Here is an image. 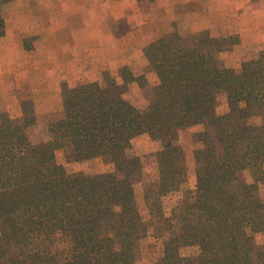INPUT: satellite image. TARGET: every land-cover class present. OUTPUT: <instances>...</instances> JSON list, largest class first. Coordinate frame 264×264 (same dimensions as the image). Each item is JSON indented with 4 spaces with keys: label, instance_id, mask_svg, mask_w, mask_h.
I'll return each instance as SVG.
<instances>
[{
    "label": "trees",
    "instance_id": "16d2710c",
    "mask_svg": "<svg viewBox=\"0 0 264 264\" xmlns=\"http://www.w3.org/2000/svg\"><path fill=\"white\" fill-rule=\"evenodd\" d=\"M0 0V36L4 33ZM207 33L191 46L151 43L145 55L157 84L146 107L124 98L127 86L144 76L121 74V83L61 87L62 111L47 123V140L32 143L35 123L0 119V264H135L136 245L146 237L133 180L141 158L132 139L146 134L158 144L154 204L178 190L186 178L181 131L199 126L191 138L194 190L185 193L156 230L162 254L156 264H264V66H223L224 47ZM223 106V108H222ZM101 158L112 171L69 174L56 162ZM247 171L249 180L239 176ZM157 205V204H156ZM183 247H197L182 255Z\"/></svg>",
    "mask_w": 264,
    "mask_h": 264
},
{
    "label": "rangeland",
    "instance_id": "374dc122",
    "mask_svg": "<svg viewBox=\"0 0 264 264\" xmlns=\"http://www.w3.org/2000/svg\"><path fill=\"white\" fill-rule=\"evenodd\" d=\"M1 14L0 119L4 115L17 122L24 114L32 116L35 123L27 130L32 143L46 141L47 123L60 116L63 84L96 82L105 87L107 77L120 84L121 74L144 76L146 85L132 82L124 98L138 109L146 107L157 78L145 51L159 40L191 46L207 33L224 47L216 55L223 66L236 72L245 61L260 60L264 66V0H9ZM199 129L180 132L185 181L155 204L158 144L146 134L131 141L142 163L141 173L133 180L134 194L148 226L146 237L136 245L135 264H156L162 254V238L156 232L161 216L151 214L149 207L157 206L168 215L185 193L194 190L193 150L199 144L191 133ZM66 151L57 149L55 158L69 174L112 171L101 158L70 161ZM249 177L243 172L239 183ZM254 240L264 246V233H255ZM197 251V247L180 250L182 255Z\"/></svg>",
    "mask_w": 264,
    "mask_h": 264
}]
</instances>
